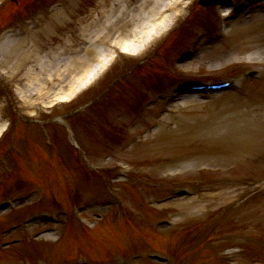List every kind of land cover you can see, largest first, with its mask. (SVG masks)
I'll use <instances>...</instances> for the list:
<instances>
[{
	"label": "rangeland",
	"instance_id": "rangeland-1",
	"mask_svg": "<svg viewBox=\"0 0 264 264\" xmlns=\"http://www.w3.org/2000/svg\"><path fill=\"white\" fill-rule=\"evenodd\" d=\"M27 1L25 0V2ZM29 1L32 6L39 5L38 2H45V0ZM141 1L65 0L67 4L63 7L62 12L53 16L52 26L47 31L45 30L35 36L33 35L27 42H23L24 45L22 44L18 53L13 56L15 58L23 50H27L32 45L31 40L33 39L36 42V48L31 51L32 58H29L32 63L40 60L45 61L48 55L55 54L57 60H63L61 64H53L51 67H48V71L36 73L37 69L31 67L32 63H30L29 65L16 68V74L2 78L9 87L12 84H18L21 91H23V99L18 104L22 113L41 117L49 112L50 104L47 102L48 105H46V102L38 98L35 88L38 85L43 86V83L50 85L51 83L48 82L50 74L48 73L64 69L67 57L79 55L88 62L92 57L96 56V47H104V45H101L99 41L92 42V39L94 40L96 37L93 35L97 34L95 32L101 29L103 23L105 24L110 19L115 20L120 17L122 9L129 10L125 17V20H128L126 22H131L133 10L137 13V15L134 14V16L136 15L134 17L136 21L133 20L129 24L128 29L130 31L136 25L140 26L143 24L142 17L144 18L145 13H149L148 7L150 2L146 3L148 7L145 10H140ZM102 4L107 6L102 7ZM157 7L159 6L157 5ZM25 11H27L26 8ZM185 11L184 20H182L184 21L182 32H180L177 36L178 39L174 42L175 49L178 48L176 54L183 52V48L195 33L204 32V34L194 57L188 59L183 64L184 75L217 79L237 73L238 71L241 72L248 69V67H260L264 69V14L255 12L249 16L245 14L241 15L239 19L230 23L227 36L218 39L214 43L209 41L208 34L206 33L204 12L200 8H194L188 12ZM95 16L100 21L99 23L102 24L97 26L90 25ZM47 19L50 20L51 16L47 17ZM207 19L212 20L210 16H207ZM214 20L213 18L212 27L215 25ZM103 32L99 33L102 34ZM109 34H111L110 37L105 39L106 44L114 39L115 32H110ZM162 38L160 37L156 40L146 53L159 44ZM88 48L93 50L92 54L89 53L91 49L88 50ZM172 53L168 56L165 53L158 56V61L155 62L154 67L149 71L151 73L150 76H147L145 71H137L136 80L138 81H134L133 84L135 85L132 89L129 87L119 88L111 98H114L115 102L118 103L121 96L124 99H133V96L138 93H142L144 96H154L158 88L167 87L169 84L168 76L170 74L168 69L166 70L163 66L166 65V57L169 59L171 56H175ZM1 54L0 73H3V70L7 71L8 66L2 65L4 57ZM144 55L143 53L142 56ZM9 59L11 62L13 61L12 58ZM48 61H51V58ZM120 61L113 75L121 73L123 70L128 69L125 67L131 65L126 60L121 59ZM239 61L247 66L238 64ZM80 67H83V64ZM30 68L31 71H34L33 79L25 73ZM74 71L77 72V70ZM56 74L54 73L52 76L53 80L56 79ZM71 74L70 80L75 77L73 73ZM141 77L147 78L149 82H143ZM157 78H159L160 84L156 83ZM52 79L51 81H53ZM55 84L61 83L56 82ZM70 84L67 79V87L65 88L67 89ZM54 87L57 89L59 86L55 85ZM251 89L252 94L248 97ZM246 90L244 96L241 97L235 93H225L215 95L208 101H203L201 97L197 96H185L177 106L173 107L178 111V116L173 117L174 115H170L165 117L161 121L159 128L153 132H150V122L156 112H153L151 116L150 114L147 115L148 118L137 119L130 124L135 127L138 125L134 132L137 133L146 129L147 135L138 144H134L126 153L122 154L118 152V147L120 146L121 139L127 133V131L123 132L125 130V128L123 130V126L127 120H130V114L134 110L132 102L129 105H124L128 106L126 108L127 111L123 112L118 118L112 112L113 109H104L106 117L112 122L110 125L112 127L104 125L100 128L94 126L98 132L90 128L89 130L86 129L88 134L81 136L84 139V144H87L93 162L98 166V172L87 170L88 168L79 162V165L75 164L73 166L68 164V161H65V159H62L67 167L64 169L65 172L70 174L75 179V182H80L75 190L78 187L81 189L76 192L67 188V184L62 180V176H60L61 173L56 176H47V168L54 171L56 166H60V163L57 160L49 164L41 160L36 162L34 152L30 151L31 149L27 147V140L25 139L27 134L24 132L23 140L20 144L24 157H17L18 153L9 157L10 167L19 176L9 178L11 183H8V177L5 179L6 187L4 184V187L0 190V196L3 193H22L24 189L31 187L44 191L46 195L49 190L47 182H50L53 189L56 192L63 193L66 198H61L62 195H58L55 192L56 196H53V194L48 195L49 198L46 196L39 206L58 209V207L64 206V204L68 203L69 205V201H67V195L69 194H74L73 196H69L70 199H76L73 202L86 197L84 196L86 194H91L90 204L89 209L81 218H71L69 221L70 224L76 222L74 225L76 228L73 231H79L78 236H73L74 232L72 229L70 232H67V228L65 227L66 229H64L63 226L65 225H63L59 226L60 231H58L59 234L63 233V237L58 240H55L56 237L53 238V236L36 238L38 233H40L38 229L44 224H31L18 227V230L16 229V231L8 235L2 232L11 221L18 220L23 213L37 206L34 203L37 195L32 196L33 198L31 197L29 201L18 204L15 209L2 211L0 214V246L3 245V242L4 244H9V242L17 243V245L15 244L3 249L0 248V262L8 263L9 261L20 259L24 264H46L47 261H50V263L60 262L58 264H67L78 255V258L75 260L82 264L90 262L93 258H105L109 260L110 257L118 258L120 263L126 264L118 255L123 253L124 256L128 257L129 253L137 247L131 242L133 238L130 236V240L128 238L129 244H125L122 249L118 248L117 245L120 246L122 243L119 242L120 238L118 236L120 235L114 231L118 229L121 221L115 220L113 208L104 206L103 200L105 198L100 200V198L105 196L102 178L107 173V170L111 169L116 162H124L135 172H148L154 178L168 179L175 182L186 180H201L199 182H202L204 179L231 176L244 179L245 177L250 178L258 172H264V118L262 119V117L258 116V119H256L255 117L257 113L263 110L264 104L257 102L260 98L255 93L254 84H251V88L248 86ZM110 99L107 102L113 103L111 101L114 100ZM32 101H34V104L31 103ZM135 105V108H138L139 105L137 103ZM159 106L160 104H158ZM114 111L118 112L117 110ZM171 121L177 122L174 128L168 127ZM110 129L113 130V137H111L112 134H107L110 132ZM132 129L133 127H130V130ZM29 131L32 130L29 129ZM37 134L38 130L29 133L28 140H33V142L42 145V138ZM43 150L45 151V148ZM43 150H41V154L44 155L46 151L44 152ZM103 153H110V158L103 160ZM52 158L54 159L53 156ZM34 167L41 173V177L35 178L34 175H28L27 169ZM198 167H208V169L200 173L197 171ZM56 177L57 179H55ZM161 191L153 190L152 192H148V189L143 185L133 187L128 185L121 186V194L126 199L127 211L139 210L142 214L140 218L134 221V226H138L139 230H142V226L145 229L147 228L143 237H146L149 241L145 242V245L141 243V247L152 248L150 246H153V248L172 250V253L176 255L173 264H201V262H204L203 264H219L217 257L220 251L225 250L223 246L229 247L233 243L234 237L239 235L236 230L239 228L236 222L248 213L247 206H241L233 211L230 210L226 213L227 216L224 219H216V221L214 219L201 229V219L211 217L213 212L218 209V207H206V205L200 204L201 201L208 200V198H203L207 197V195H199L193 198L179 197L166 205L146 206V208L140 204L141 202L139 201H145L147 197ZM225 191L227 190L224 189L223 193ZM220 202L218 201V203ZM166 216L174 221V225H161L156 229L157 232L154 231L155 219ZM221 216H224V214ZM87 219L95 222L94 226L89 228L92 229L90 231H94V234L93 232L83 234L81 228L77 229V223L86 225ZM261 221H264V216L261 218ZM97 228L101 229V231L97 232ZM183 230H188L187 234H183ZM198 232L203 234L202 237L207 238V242L204 244V249L202 250L195 249V233ZM126 233L128 234L127 230ZM182 235L187 236L185 240L182 239ZM190 235L193 237H190ZM162 239L164 241L178 239L177 245L175 248H172L170 244L167 243L168 245H166V242L164 243ZM18 241L20 242L18 243ZM129 246H132L133 249H130ZM124 247L126 250L128 249L127 252L124 250ZM93 248H97L101 252H94L95 256H92L91 253L93 252L91 250ZM67 253L69 254L67 255ZM107 255L110 257H106ZM63 258L66 259L64 262L67 263L61 262ZM100 260H97L96 264H106ZM128 262L129 264H148L144 259L135 260L132 256ZM150 264L160 263L155 262Z\"/></svg>",
	"mask_w": 264,
	"mask_h": 264
},
{
	"label": "bare ground",
	"instance_id": "bare-ground-1",
	"mask_svg": "<svg viewBox=\"0 0 264 264\" xmlns=\"http://www.w3.org/2000/svg\"><path fill=\"white\" fill-rule=\"evenodd\" d=\"M170 1H171V3L175 2V0H170ZM147 2H150L149 7H148V4H146ZM141 3H142V5L139 8L140 10H145L146 7L149 8L148 9L149 13H145L144 18L142 17L143 24H141L140 26L136 25L130 31V29H128V27L130 26L129 24L131 22H133V20L136 21L134 17L137 15V13L135 10H133V17L131 18V22H126L128 20H125V17L128 14L129 10L124 8L120 11V13H121L120 17H118L115 20L110 19V20L106 21V23L102 26V28L97 32V35H95L97 40L100 42H106L105 39L110 37V35H111L109 33L115 32V36H114V39L112 41L115 43H118L119 44L118 47L122 48L123 51L130 52V51H134L133 49L135 47H137L139 44H141V42H142L141 39L143 38V36H142L143 34L148 35V34L152 33L153 30L156 31V29H161V26H163V24H164L163 21H164V14H165L163 9L161 10L163 3L161 2L160 6H159V0H142ZM157 5L160 8L157 7ZM171 5H173V4L167 5V7L170 8ZM134 14H136V15L134 16ZM138 20H140V19L138 18ZM99 32H103V33L101 34ZM19 43L20 42H18V44L11 45V47H9V51L7 52V54L9 55V54L16 53L17 48L20 47ZM5 44L6 43H4L3 45H5ZM3 45L1 47H3ZM34 46L35 45H33V47ZM34 49H35V47L33 48V50ZM89 49H91V48H88V50ZM29 50H25L24 52L19 53L20 55L18 56V58L13 63H9L10 73L12 72L13 74H15L17 72L16 68H20V67H23V66H26V65H29L30 63H32L29 60L30 57L32 58V52H31V49H29ZM96 52H97V50H96ZM89 53L92 54L93 50L91 49L89 51ZM7 54L4 53V56L7 57ZM99 56H100L101 64L105 65L104 62L109 61V58L108 57L106 58V55H104L102 53L100 54V52L97 56L92 57L88 62L85 60V58H82L81 56L80 57H69V58H67V60L65 62L64 69L62 68V70L58 69V71H54V72L51 71V73H48V74H50L48 76V82L51 83L50 85L43 83V86L39 85L40 87L38 86L35 88L36 91L38 89V92H39V93H37L38 98L48 99L51 96L50 91H52V89H53L52 87L54 85H56L55 83L62 79L63 80L62 84L66 83L64 85V86H66L67 85V79H68V82L73 83V85L69 88V90H65V87L62 85L60 87V89L58 90V92L53 93L54 94L53 96L57 100L67 98L70 94H72L73 91H75L76 88H78L84 82L87 81V79L89 78V76L91 75V73L93 72V70L95 68V64H96L95 62L96 61L94 59L98 58ZM49 58H51V61H48ZM56 58H57V56L55 54L48 55V57L45 61L40 60L38 62H34V63H32L31 67L37 69L36 73H38L39 71H41V72L48 71V67H51L53 64L60 65L61 62L63 61V60L59 61ZM28 61H30V62H28ZM6 63L8 64L7 60H6ZM82 64H83V67H80ZM104 65H101V66L103 67ZM74 70H77V72ZM33 72L34 71L33 70L31 71V68L28 69L27 71H25V73L28 75V77H31L32 79L34 78ZM54 73H57L56 74L57 76H56V79L53 80L52 76L54 75ZM71 73H73L75 75V77L72 80H70L72 77ZM69 74H71V75H69ZM67 76H68V78H67ZM51 79L53 81H51ZM31 103H33V102H31ZM166 204H168V203H166ZM118 234L120 235V237H122V233L120 231H118ZM47 235H49V234H47ZM47 235H45V236H47Z\"/></svg>",
	"mask_w": 264,
	"mask_h": 264
}]
</instances>
